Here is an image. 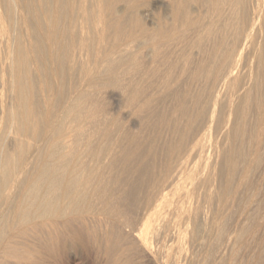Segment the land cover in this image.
Returning a JSON list of instances; mask_svg holds the SVG:
<instances>
[{"label":"bare ground","instance_id":"6f19581e","mask_svg":"<svg viewBox=\"0 0 264 264\" xmlns=\"http://www.w3.org/2000/svg\"><path fill=\"white\" fill-rule=\"evenodd\" d=\"M162 5L0 0V264H190L201 223L224 231L264 163V0ZM110 89L115 108L94 98ZM155 116L160 148L138 142Z\"/></svg>","mask_w":264,"mask_h":264},{"label":"rangeland","instance_id":"374dc122","mask_svg":"<svg viewBox=\"0 0 264 264\" xmlns=\"http://www.w3.org/2000/svg\"><path fill=\"white\" fill-rule=\"evenodd\" d=\"M152 1L156 6L153 11V21L156 22L158 15L163 10L162 4L164 3V0ZM231 40L232 39H230V41ZM205 43V48L207 49V45L210 43V40ZM181 48V45L178 44L176 48L169 47L160 50L162 53L161 57H163V59H160L159 63L156 64L159 69H164L165 65L163 64L167 61L166 58L171 62H176L179 67H182V59L180 56L171 54V50H181ZM140 51L143 54V64L147 63L150 65V62L152 61L151 50L143 48ZM210 51L211 50H204V56H206L205 53ZM187 52L190 53L191 63L187 65L188 73L180 77L181 84L185 85L181 88H186L185 90H191V92H194L196 87L205 83L202 79H195L192 77V72L195 71V67L201 60L202 54L196 48H190ZM178 72L179 71L176 73ZM126 79L128 80L127 82L131 84V87L136 86L135 84L137 82H132L130 80V75L126 76ZM150 84L151 82H147L146 84L142 83L141 85L139 84L138 87H145ZM106 93L107 94L104 93L95 96V101H99L100 103L101 100L105 99L109 104H111L112 108L117 107L112 101L113 97L117 94V90L110 89L107 90ZM157 100V115L161 116L159 121L161 120V122H163L166 117H169V110L175 102L170 98L165 97H159ZM124 111H127V109L121 108L120 111L117 110L118 116L120 118L123 117L120 120V124L127 129L129 128L130 120L123 116V113H125ZM146 122L148 127L145 126L147 128L142 134L143 137L138 138L139 144L148 145L152 140H154L160 148V146L164 145L168 138L167 130L164 127V124H161L160 122L158 123V118L156 116L152 117L149 121L146 120ZM139 123L140 121L137 125ZM112 124L113 123L111 122L109 127H111ZM245 147L247 148L248 145H245ZM263 147L264 143L259 148ZM243 166L247 167L248 164L247 166L243 164L242 167ZM251 167L252 168H249L250 170L245 180L246 185L240 189L242 192L237 196L235 206L226 210L224 213L223 221L228 222L224 231L219 229L218 225H212L210 227L208 223L207 225L205 222L201 223L199 228L201 238L197 244L193 261L190 264H264V163ZM224 240L227 241L225 244H222L221 242ZM214 245H216V247H220V250L216 252L213 251V248L215 247ZM63 264H69V259H67ZM74 264H79V262L75 261Z\"/></svg>","mask_w":264,"mask_h":264}]
</instances>
